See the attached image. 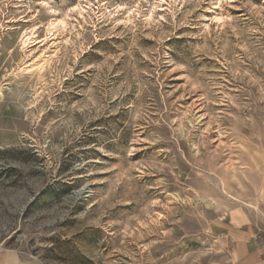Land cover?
<instances>
[{"label": "rangeland", "instance_id": "obj_1", "mask_svg": "<svg viewBox=\"0 0 264 264\" xmlns=\"http://www.w3.org/2000/svg\"><path fill=\"white\" fill-rule=\"evenodd\" d=\"M263 192L264 0H0V253L231 264Z\"/></svg>", "mask_w": 264, "mask_h": 264}, {"label": "crops", "instance_id": "obj_2", "mask_svg": "<svg viewBox=\"0 0 264 264\" xmlns=\"http://www.w3.org/2000/svg\"><path fill=\"white\" fill-rule=\"evenodd\" d=\"M260 201L264 203V192ZM256 223L257 215L242 208L229 212L225 219L211 223L212 235L226 240L231 246V264H264V235ZM0 264H42V262L37 258L24 257L16 252H6L0 253Z\"/></svg>", "mask_w": 264, "mask_h": 264}]
</instances>
